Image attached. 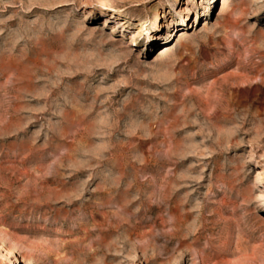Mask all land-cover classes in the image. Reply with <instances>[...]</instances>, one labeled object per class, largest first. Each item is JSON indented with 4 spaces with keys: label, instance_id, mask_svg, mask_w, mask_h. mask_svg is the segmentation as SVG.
<instances>
[{
    "label": "rangeland",
    "instance_id": "1",
    "mask_svg": "<svg viewBox=\"0 0 264 264\" xmlns=\"http://www.w3.org/2000/svg\"><path fill=\"white\" fill-rule=\"evenodd\" d=\"M0 264H264V0H0Z\"/></svg>",
    "mask_w": 264,
    "mask_h": 264
}]
</instances>
